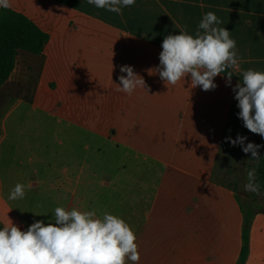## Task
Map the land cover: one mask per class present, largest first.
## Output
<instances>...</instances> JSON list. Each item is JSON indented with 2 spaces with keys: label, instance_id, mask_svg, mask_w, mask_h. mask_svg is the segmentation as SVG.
<instances>
[{
  "label": "crops",
  "instance_id": "obj_1",
  "mask_svg": "<svg viewBox=\"0 0 264 264\" xmlns=\"http://www.w3.org/2000/svg\"><path fill=\"white\" fill-rule=\"evenodd\" d=\"M11 5L49 40L39 56L18 51L0 89V228L7 217L21 231L54 222L56 207L108 212L135 231L139 264H237L244 213L213 175L227 133L247 130L232 89L243 71L264 72V0H136L123 15L87 0ZM209 11L236 41L240 69L210 91L189 78L166 84L153 71L163 39L194 34ZM124 65L147 92L116 90ZM84 136L112 138V161L96 176L84 167ZM57 147L67 162L52 158ZM17 183L31 188L9 200ZM263 240L249 233L244 264Z\"/></svg>",
  "mask_w": 264,
  "mask_h": 264
},
{
  "label": "clouds",
  "instance_id": "obj_2",
  "mask_svg": "<svg viewBox=\"0 0 264 264\" xmlns=\"http://www.w3.org/2000/svg\"><path fill=\"white\" fill-rule=\"evenodd\" d=\"M135 2L87 0L88 4L117 15H123L122 9L134 6ZM11 6V0H0V8ZM221 24L217 15L209 11L202 16L194 34L184 28L178 35H167L161 44L159 65L153 71L166 84L175 86L189 78L191 88L214 90L216 76L230 68L240 69L236 41ZM119 71L126 76L118 77L117 91L128 96L138 89L147 92L144 79L132 66H121ZM227 78L230 84L231 72ZM232 91L243 127L264 138V72L243 71L242 83H237ZM226 140L231 146L239 145L245 154L251 153V160L261 158L258 154L261 145L252 142L245 145L247 137L237 135L235 139L228 137ZM30 188V183H17L8 199H23ZM260 188L256 183V170H249L244 192L261 195ZM7 221L0 228V264H128V261L139 264L135 231L124 219L108 212L98 216L94 210L56 207L54 222L35 221L26 231H21L8 217Z\"/></svg>",
  "mask_w": 264,
  "mask_h": 264
},
{
  "label": "rangeland",
  "instance_id": "obj_3",
  "mask_svg": "<svg viewBox=\"0 0 264 264\" xmlns=\"http://www.w3.org/2000/svg\"><path fill=\"white\" fill-rule=\"evenodd\" d=\"M7 109L8 107L6 105L1 107L0 118ZM237 135L247 137L245 145L249 142L261 145L258 153L260 157L264 153V146L260 143L256 134L248 130L243 132H229L222 144L213 176L219 183L235 190L238 203L242 208L244 216H249V233L252 234L255 231L256 237L259 236V239L262 240L264 237V195H256L251 192L245 193L243 190V185L247 183V172L251 169L256 170L259 160H251V153L245 154L239 145L231 146V144L227 142L226 138L231 137L235 139ZM56 150L57 153L52 158H54L55 161L67 162L69 158L64 154L58 153L59 147H57ZM111 161V136L105 138L84 136V164H89V166L84 165V167H89L87 170L89 173H94V176H96L98 172L103 171L99 170V167L103 166L102 163H110ZM95 165L98 170L94 169ZM249 264H264V245L257 250L256 255L253 254V256H251Z\"/></svg>",
  "mask_w": 264,
  "mask_h": 264
},
{
  "label": "trees",
  "instance_id": "obj_4",
  "mask_svg": "<svg viewBox=\"0 0 264 264\" xmlns=\"http://www.w3.org/2000/svg\"><path fill=\"white\" fill-rule=\"evenodd\" d=\"M49 37L38 29L23 15L9 9L0 10V89L12 74L18 51H23L33 56L42 54L48 43ZM229 133V132H228ZM256 183L264 194V153L256 166ZM249 216H244L242 230V249L237 264H244L249 247Z\"/></svg>",
  "mask_w": 264,
  "mask_h": 264
}]
</instances>
